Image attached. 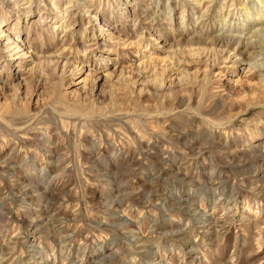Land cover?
I'll use <instances>...</instances> for the list:
<instances>
[{
	"label": "rangeland",
	"instance_id": "obj_1",
	"mask_svg": "<svg viewBox=\"0 0 264 264\" xmlns=\"http://www.w3.org/2000/svg\"><path fill=\"white\" fill-rule=\"evenodd\" d=\"M2 30L0 264H264V0H0Z\"/></svg>",
	"mask_w": 264,
	"mask_h": 264
},
{
	"label": "bare ground",
	"instance_id": "obj_2",
	"mask_svg": "<svg viewBox=\"0 0 264 264\" xmlns=\"http://www.w3.org/2000/svg\"><path fill=\"white\" fill-rule=\"evenodd\" d=\"M1 33H3V30L2 31H0V34ZM108 33H109V35H112V33H110V31H108ZM199 38V37H198ZM10 40L13 42V44H14V42H16L15 40H13V39H11L10 38ZM209 40H210V42H212V45H214L215 47L216 46H218L219 45V48L222 46V44H224V45H229V44H231V42H233L235 39H234V37L233 36H228V35H223V36H214V37H212L211 39H208V40H205V41H208L209 42ZM195 41H196V39H195ZM195 41H194V44H195ZM204 41V40H203ZM197 43H199V42H201V40L200 39H197V41H196ZM240 43V41H238V44ZM221 44V45H220ZM200 45H202V44H200ZM197 46H199V45H197ZM17 49H19V47H16ZM200 50V49H199ZM201 50H203V45H202V49ZM219 96H217L216 97V99H215V101L213 102V107H212V109L211 110H209V111H207V110H203V108L201 107V106H198L197 108H199L202 112H200L199 114L200 115H202V116H204V115H212V113H214L215 111H217L218 109H221V108H223V106L225 105V104H228V103H231V102H229L230 100H231V95H226L225 94V92L224 91H222L221 93H220V91H219ZM237 96H238V94H237ZM203 100V99H202ZM203 102V101H202ZM196 111V110H195ZM195 140V139H194ZM208 143V142H207ZM185 144L186 145H189V146H192V142H185ZM209 190V189H208ZM111 209V208H110ZM125 223H126V221H125Z\"/></svg>",
	"mask_w": 264,
	"mask_h": 264
}]
</instances>
